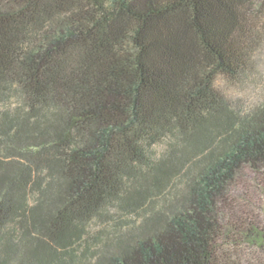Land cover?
I'll return each instance as SVG.
<instances>
[{
	"label": "trees",
	"instance_id": "obj_1",
	"mask_svg": "<svg viewBox=\"0 0 264 264\" xmlns=\"http://www.w3.org/2000/svg\"><path fill=\"white\" fill-rule=\"evenodd\" d=\"M263 44L264 0H0V264H264V95L218 86Z\"/></svg>",
	"mask_w": 264,
	"mask_h": 264
},
{
	"label": "rangeland",
	"instance_id": "obj_2",
	"mask_svg": "<svg viewBox=\"0 0 264 264\" xmlns=\"http://www.w3.org/2000/svg\"><path fill=\"white\" fill-rule=\"evenodd\" d=\"M254 68L250 72L248 76L242 79V81H235V80H219L218 86L225 94L226 98L231 101L235 102L240 106L241 110H249L253 106L260 104L263 101L264 95V44L262 47L256 52L254 57ZM169 150L168 143L162 142L155 146L154 152L157 157L164 156L167 151ZM179 189L178 185L174 188V191ZM109 214L113 218L121 217L127 219L126 213L121 211L118 207L113 206L110 208ZM136 215L129 216L131 222L136 220ZM109 223L103 220H96L93 222L89 228V231L95 234L100 229H107L109 230ZM91 244H95L96 242L93 241Z\"/></svg>",
	"mask_w": 264,
	"mask_h": 264
}]
</instances>
